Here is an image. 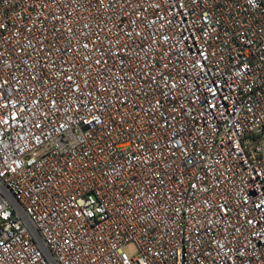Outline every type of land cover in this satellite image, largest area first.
<instances>
[{
	"label": "built area",
	"instance_id": "2783aa9c",
	"mask_svg": "<svg viewBox=\"0 0 264 264\" xmlns=\"http://www.w3.org/2000/svg\"><path fill=\"white\" fill-rule=\"evenodd\" d=\"M0 264H264V0H0Z\"/></svg>",
	"mask_w": 264,
	"mask_h": 264
},
{
	"label": "rangeland",
	"instance_id": "374dc122",
	"mask_svg": "<svg viewBox=\"0 0 264 264\" xmlns=\"http://www.w3.org/2000/svg\"><path fill=\"white\" fill-rule=\"evenodd\" d=\"M124 251L129 255V256H135L137 254V249L135 245L129 244L124 247Z\"/></svg>",
	"mask_w": 264,
	"mask_h": 264
}]
</instances>
